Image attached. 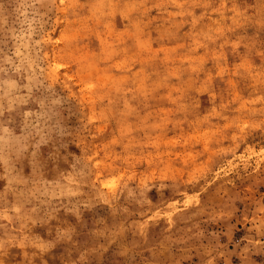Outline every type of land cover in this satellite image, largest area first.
Listing matches in <instances>:
<instances>
[{
  "label": "rangeland",
  "instance_id": "1",
  "mask_svg": "<svg viewBox=\"0 0 264 264\" xmlns=\"http://www.w3.org/2000/svg\"><path fill=\"white\" fill-rule=\"evenodd\" d=\"M0 264H264V0H0Z\"/></svg>",
  "mask_w": 264,
  "mask_h": 264
}]
</instances>
